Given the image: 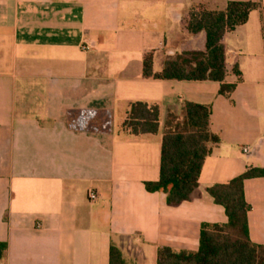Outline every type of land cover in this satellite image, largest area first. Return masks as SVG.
<instances>
[{"label":"crops","instance_id":"obj_1","mask_svg":"<svg viewBox=\"0 0 264 264\" xmlns=\"http://www.w3.org/2000/svg\"><path fill=\"white\" fill-rule=\"evenodd\" d=\"M229 1L259 3L223 38L229 96L215 80L143 75L147 52L155 73L202 50L183 17ZM186 101L210 107L219 142L192 198L170 206L144 183L159 177L168 111ZM133 102L158 106L156 133L122 128ZM75 111L108 113V130L71 128ZM248 167L264 168V0H0V264H109L111 246L125 264H157L161 246L196 251L202 223L227 222L208 188ZM243 192L249 238L264 246V176Z\"/></svg>","mask_w":264,"mask_h":264},{"label":"trees","instance_id":"obj_2","mask_svg":"<svg viewBox=\"0 0 264 264\" xmlns=\"http://www.w3.org/2000/svg\"><path fill=\"white\" fill-rule=\"evenodd\" d=\"M259 6L253 1H229L223 10L210 11L203 7L190 10L181 21L187 33L203 32L204 48L187 51L165 62L160 72L152 71V54L143 56L145 77L158 79L215 80L219 93L229 96L235 85L224 82L223 38L226 33L246 22L251 10ZM233 72L239 75L236 65ZM210 107L184 102L179 112L168 111L161 137L159 177L145 182L147 191H161L166 203L176 206L190 200L198 186L200 171L211 145L219 142L209 126ZM68 124L80 130L106 131L110 115L106 112L75 111L69 114ZM122 128L132 135L156 133L159 128L157 105L144 102L130 104ZM264 176V168L248 167L243 173L225 183L208 188L215 203L224 208L226 223H202L196 251L175 250L161 246L157 249V264H264V246L253 243L248 234L247 212L243 182L247 178ZM6 244L0 242V260ZM109 264H125L120 251L111 246Z\"/></svg>","mask_w":264,"mask_h":264},{"label":"built area","instance_id":"obj_3","mask_svg":"<svg viewBox=\"0 0 264 264\" xmlns=\"http://www.w3.org/2000/svg\"><path fill=\"white\" fill-rule=\"evenodd\" d=\"M243 151H244V152H248V148H247V147H244V148H243ZM95 198H96V194H95V192L92 191V190H90V191L88 192V199H89V200H94Z\"/></svg>","mask_w":264,"mask_h":264}]
</instances>
